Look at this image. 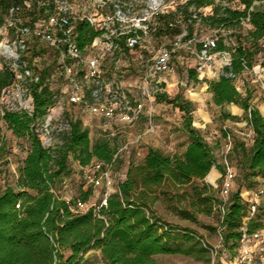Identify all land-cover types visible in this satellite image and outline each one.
<instances>
[{
    "label": "trees",
    "instance_id": "16d2710c",
    "mask_svg": "<svg viewBox=\"0 0 264 264\" xmlns=\"http://www.w3.org/2000/svg\"><path fill=\"white\" fill-rule=\"evenodd\" d=\"M18 5L29 9L25 0L0 1V26L6 22L11 8ZM31 8L32 25H35L46 12L38 2ZM207 8L211 11L206 12ZM179 9L185 20L193 19L196 14L195 19L207 28L221 30L216 50L235 49L232 68L207 81L216 105H240L256 133L250 149L242 144L239 164L243 183L254 186L258 177H264V116L253 104V93L240 92L229 74H242L245 61L252 68L257 55L264 50L261 45L264 0H187L179 4ZM160 19L161 35L173 34L178 28L168 25L173 17L164 15ZM245 25L251 27L247 32L242 30ZM226 31L232 33L225 35ZM102 34L87 20L76 24L77 42L84 51ZM120 44L125 46V42ZM37 55L39 52H34L33 56ZM22 59L26 61L24 55ZM50 75L46 68L38 81L28 80L34 100L32 114L0 109V157L6 148L3 124L29 143L16 185L0 190V264H82L92 249L101 251L106 264H159L157 255L176 252L168 243L175 230L155 215V206L160 203L168 213L197 222L201 215H213L222 201L218 195L221 182L214 181L217 173L213 170L224 176L225 166L218 163L212 145L193 125L192 104L180 95L171 98L158 93V101L173 104L188 115L185 127L190 142L184 154L171 156L160 149H150L142 163L130 165L127 179L121 183L120 191L111 196L108 207L99 213L94 207L76 213L53 189H61L74 172L72 161L80 166L96 159L111 162L118 150L109 141L93 143L81 120H69L70 128L61 132L55 148L43 146L36 126L56 104L55 93L47 83ZM189 75L198 79L195 69H190ZM16 82L11 66L0 68V98ZM229 118L237 119L234 115ZM92 195L90 189L82 194L83 200L88 202ZM245 208L240 191L233 193L225 222L226 242L239 241Z\"/></svg>",
    "mask_w": 264,
    "mask_h": 264
},
{
    "label": "rangeland",
    "instance_id": "374dc122",
    "mask_svg": "<svg viewBox=\"0 0 264 264\" xmlns=\"http://www.w3.org/2000/svg\"><path fill=\"white\" fill-rule=\"evenodd\" d=\"M40 1L42 0H25V5L29 9L23 8L22 5L13 6L6 22L0 26V68L6 64L13 68L14 61L5 51V46H10L13 50H16L15 42L21 33L18 28L35 27V25H32L30 9H32L31 6L34 3L38 2V5H40ZM185 1L187 0H68L75 17L93 15L97 19L113 15L119 3L129 10L130 16H137L138 18L146 15L147 12L151 13L160 4H164L163 13L152 17L155 24L154 28H159L161 16L167 15L176 18L177 15L182 14L179 4ZM17 7H20V9L12 12L13 8ZM37 10H39V7ZM205 11L210 12L211 8H207ZM52 13L55 14V10ZM44 17L49 18L50 14L41 16V19ZM13 28L15 31L12 30ZM52 28L56 30L55 27ZM250 28L249 25H245L242 30L247 32ZM213 34L212 29L207 28L194 17L193 19H187L186 24L178 25L173 34L161 35L158 29H154L143 43L144 47L142 48L132 52L125 50L119 52L118 49L115 52V56L121 58L118 65L114 60H111L112 56L108 54L105 45L87 49L85 56L100 59L104 69V80L107 83L120 86L135 104V100L141 99L147 68L161 49L173 47L177 41L184 44L186 40L192 37L202 41ZM28 45V50L23 53L20 51V53L24 55L26 62L32 66L30 68L32 76H34L35 81L36 78L39 80L42 70L49 68L51 75L47 83L56 97V104L48 110L46 116L36 126V133L41 140L45 141L48 137L45 124L50 117L52 118L50 131L57 140L62 132L61 128L68 125L69 120H81L83 126L89 130L93 143L109 141L117 148L119 156L116 171L118 173H127L132 163H142L152 148L160 149L171 156L184 154L190 142L185 127L188 115L179 107L168 102H160L156 97L153 106H145L144 113L134 123L124 122L119 116L114 119H107L93 114L81 105L70 102L68 82L57 70L58 52L48 43L35 36H30ZM198 48L196 45L194 49ZM34 52H39V55L33 56ZM197 63L196 53L191 49L181 48L175 56L172 70L162 74L167 78V90L163 93L168 94L171 98L180 95L183 100L192 104L193 125L202 132L212 145L218 163L224 165L225 160L228 159L237 171L235 193L245 187V183L242 181L243 174L239 166L242 144L245 143L246 148L250 149L254 142L245 141L236 133L234 148L227 154L225 130H240L246 127L244 124L238 125L233 119H230L229 116L232 115L231 106L216 105L213 93L209 90L207 80L219 77L220 60H217V66L214 70H209L205 75H198V79L189 75V70L194 68ZM253 70H264V50L257 55ZM253 70L242 74L237 86L244 93L250 90L253 93V104L259 107L264 102V92L262 84ZM85 71L80 70L79 75L81 80L86 83L85 90L89 92L91 83L84 80ZM17 73L21 72L17 71ZM262 73L264 77V71ZM16 78L17 82L2 93L0 109L23 110L30 113L34 109V100L28 83L31 78H25L24 76L18 78L17 75ZM182 81H185L186 85H182ZM246 116V113H244L242 118L245 119ZM152 125L155 127L154 130ZM2 128L6 148L0 157L1 191L8 183V175L13 173V164H19L24 160L23 158L27 155L29 146L26 138L16 136L6 124H3ZM236 147H239V149L237 150ZM10 163L11 165H9ZM72 164L74 172L67 177L66 184L62 185L61 190L64 194L72 196L74 200H83L82 194L92 189L93 195L88 202L90 205L98 204L101 190L87 187L80 174V165L75 161H72ZM216 173L217 175L213 176L214 181L221 178V173L217 170ZM256 180L257 183L260 181L264 183L263 178L260 181L259 179ZM218 195L222 200L221 194ZM245 210H247V207ZM154 211L155 215L166 226L175 230L168 243L176 249V252L157 255L156 259L159 264H235L239 253L238 247H236L238 242L233 239L228 242L225 241V233L228 232V229L223 231L220 228V217L217 210L211 216L201 215L197 222H191L168 213L160 203L155 206ZM261 219H263L262 216ZM253 225L256 227L259 224L255 222ZM222 234L224 241H222ZM82 264L106 263L99 256H95L92 260L87 259Z\"/></svg>",
    "mask_w": 264,
    "mask_h": 264
},
{
    "label": "built area",
    "instance_id": "2783aa9c",
    "mask_svg": "<svg viewBox=\"0 0 264 264\" xmlns=\"http://www.w3.org/2000/svg\"><path fill=\"white\" fill-rule=\"evenodd\" d=\"M39 4L41 8L45 9V14H50V17L40 19L38 21L39 23L35 24V27L18 28L21 33L15 42L16 50H13L10 46H5V51L8 53L10 50L12 53L10 57L13 59L14 64L13 68H11L14 72H21L16 74L18 78L24 76L25 78L35 80L34 76H32L29 64L22 59L23 54L21 53L28 50L30 36L40 38L58 52L57 70L60 71V74L63 75L68 82L70 102L81 105L91 113L107 119H114L119 116L124 122L134 123L144 113L145 106H153L157 94L167 90V78L162 76V74L168 73L172 70L175 56L181 48H188L196 53L198 63L191 69H195L198 72V75H205L209 70H214L217 66V60H220L221 62L220 67L218 68V76L224 74L226 68H232L233 66V54L235 49L224 51L216 50L221 30H213L214 34L202 41L197 40L196 37L189 38L184 44L177 41L173 47H165L161 49L152 59L144 78L141 99L135 100V104H133V100L123 91L122 88H120V86L107 83L104 80V69L100 59L97 57L92 58L85 56V51L81 49L77 42L76 23L78 21L87 20L90 25L101 30L103 34L98 36L87 49L105 45L108 54L112 56L111 60H114L118 65L121 61V58L115 56V52L118 49L119 52L123 50L132 52L133 50L142 48L144 47L143 43L147 40L149 34L154 29H158L154 28L155 24L152 21V17L156 14L163 13L162 9L164 4H160L159 7L152 10L151 13L147 12L146 15L138 18L137 16H130L129 10L125 9V7L119 3L114 14L111 16H105L103 19H97V17L93 15L75 17L68 0H43L40 1ZM19 9L20 7L13 8L12 12L18 11ZM53 10H55V14L52 13ZM194 17L197 18V15L195 14ZM184 24H186V20L182 14L177 15L176 18H173L168 22L170 27L181 26ZM51 26L55 27L56 30ZM231 33V31L224 32L225 35ZM120 42H125V46L123 47ZM228 44L230 46H235L234 42H229ZM196 45L198 47L200 45V47L195 50L194 48ZM261 45L264 48V39L261 40ZM243 64L246 68L242 74L254 69V66L252 68L248 67L246 61ZM80 70H86L84 80L91 83L89 92L85 90L86 83L80 78ZM253 71L261 82L264 92V77L262 75V71L264 70ZM242 74L235 75L234 73H230L229 75L235 79L237 85ZM37 80L38 79L36 78V81ZM181 84L186 85V82L182 81ZM238 90L240 91L239 88ZM33 112L34 109L30 114ZM51 124L52 118L50 117L45 124L48 137L45 141L41 140L43 146L47 149L55 148L58 143V140L55 139L54 134L50 131ZM244 125L246 127L244 129L225 130L227 154H229L234 148V138L236 133H238L245 141L255 142L256 133L247 119ZM69 128L70 126L68 124L65 127H62L61 131ZM152 128L153 130L155 129L153 125ZM118 156L119 152L111 162L96 159L89 165L80 166V174L85 185L96 190H101L98 204L90 205L89 202L81 199L74 200L69 194H64L61 189H53V192L66 200V202L70 204L73 212H86L94 207L95 211L99 213L103 208L109 206V199L120 191L121 183L127 179V173H118L116 171ZM9 165H11V163ZM224 166L225 175L222 176L219 174L221 177L220 194L222 201L217 209L220 217V228L223 231L227 228L225 224L226 216L231 196L235 191V181L237 179V171L230 164L228 159L225 160ZM262 178L264 179V177H258L259 181ZM208 180L210 179L208 178ZM238 191H240L241 199L246 205L247 210L239 228L241 235L238 241L239 253L235 260V264H264V183L263 181L262 183L260 181L251 187L245 185V187ZM18 207H20V205H18ZM261 216L263 219L260 220ZM255 222L259 224L256 227L253 225ZM223 237L222 234V241H224Z\"/></svg>",
    "mask_w": 264,
    "mask_h": 264
},
{
    "label": "crops",
    "instance_id": "0c3cea01",
    "mask_svg": "<svg viewBox=\"0 0 264 264\" xmlns=\"http://www.w3.org/2000/svg\"><path fill=\"white\" fill-rule=\"evenodd\" d=\"M209 80V79H208ZM208 82V81H207ZM241 92V91H240ZM242 93H244V92H242ZM214 96V95H213ZM230 106H231V113H232V115H234V116H236L237 117V119L236 120H233L234 122H236L238 125H243V124H245V122H246V118L245 119H243L242 118V115L244 114V113H246L245 112V109L244 108H242L240 105H237V104H234V103H232V104H229ZM259 108V110L261 111V113L263 114V116H264V102L262 103V105L261 106H259L258 107ZM24 159V158H23ZM23 161V160H22ZM22 161L19 163V164H13V173L12 174H9L8 175V183L4 186V188H3V190L2 191H4L8 186H15L16 185V182H17V179H18V170H19V167H20V165H21V163H22ZM213 171H215V170H213ZM216 172V171H215ZM4 182V181H3ZM1 190V189H0ZM95 256H99L101 259H102V254H101V251H99V250H96V249H92V250H90L88 253H87V255H86V258L87 259H90V260H92Z\"/></svg>",
    "mask_w": 264,
    "mask_h": 264
},
{
    "label": "bare ground",
    "instance_id": "6f19581e",
    "mask_svg": "<svg viewBox=\"0 0 264 264\" xmlns=\"http://www.w3.org/2000/svg\"><path fill=\"white\" fill-rule=\"evenodd\" d=\"M8 54H9V55H11V54H12L10 50H9Z\"/></svg>",
    "mask_w": 264,
    "mask_h": 264
}]
</instances>
